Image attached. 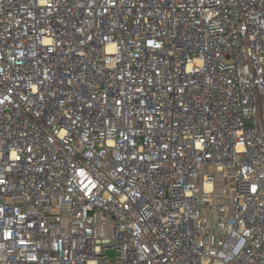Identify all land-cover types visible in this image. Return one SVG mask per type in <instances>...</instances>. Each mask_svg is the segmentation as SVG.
<instances>
[{"label":"built area","instance_id":"obj_1","mask_svg":"<svg viewBox=\"0 0 264 264\" xmlns=\"http://www.w3.org/2000/svg\"><path fill=\"white\" fill-rule=\"evenodd\" d=\"M0 181V264H264V0H0Z\"/></svg>","mask_w":264,"mask_h":264},{"label":"snow or ice","instance_id":"obj_2","mask_svg":"<svg viewBox=\"0 0 264 264\" xmlns=\"http://www.w3.org/2000/svg\"><path fill=\"white\" fill-rule=\"evenodd\" d=\"M13 155L15 156V153H13ZM16 159H19V156H16ZM0 183H3V181H0ZM253 191H255V188H253ZM87 194V193H85Z\"/></svg>","mask_w":264,"mask_h":264}]
</instances>
